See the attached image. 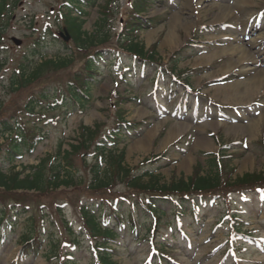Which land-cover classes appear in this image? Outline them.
Instances as JSON below:
<instances>
[{
	"label": "rangeland",
	"instance_id": "374dc122",
	"mask_svg": "<svg viewBox=\"0 0 264 264\" xmlns=\"http://www.w3.org/2000/svg\"><path fill=\"white\" fill-rule=\"evenodd\" d=\"M63 1L18 0L11 10L4 12L6 28L0 38V120L18 119L26 128L39 130L41 135L33 153L12 164L16 171L37 165L62 140L64 143L78 141L81 128L99 126L104 135L115 128L121 117L127 124L138 125L127 127L135 131H130L118 147L124 149V172L129 174L153 159L148 166L156 169L154 173L163 180L188 178L197 164L206 170L205 162L211 159L206 155L214 157L219 146L235 143L238 146L229 150L235 157L228 162L233 169L229 180L236 181L245 174H264V0H158L140 14L143 22L150 18L159 21L153 28L138 29L135 41L145 56L151 50L156 52L157 69L168 68L171 56L182 50L177 67L180 73H187L182 78L199 90L194 95L179 88H169V91L164 74L155 80V64L139 72L125 66L129 57L121 54L118 47L123 42L126 16L133 12V0H113L108 6L114 11L108 21L109 40L103 44L105 48L98 47L103 57L89 107L83 113L76 110L46 113L44 105L38 104L29 111L28 103L43 91L52 93L55 87H62L82 67L85 56L95 51L93 47L81 52L80 41H83L82 32L92 31L106 0H98L95 7L87 8L80 31L74 26L71 37L60 17ZM259 14L262 16L258 17ZM38 35L44 57L30 60L28 80H20L18 72L25 60L23 55L32 49ZM69 55L72 62L67 67H48L53 58ZM124 70L123 80L128 76L125 83L119 79ZM256 79L258 84H254ZM156 83L164 88L156 87ZM158 91H162V96L153 98ZM86 161L90 162L89 156ZM76 165L79 166V161ZM8 167L0 162L3 174L13 172H8ZM221 180L220 196L201 200L196 210L197 225L190 224V214L183 218L187 226L184 231L190 236L188 243L175 235L173 244L172 232H163L161 227V236L158 234L159 239L155 237V240L158 242L163 235L161 247L164 248L160 250L166 254L165 261H171L165 264H264V191L242 196L238 188L226 182L227 178ZM25 195L29 205L17 218L15 231L0 243V264H62L65 260H50L46 254L51 243H58V253L63 258L66 257L63 254L70 253L75 264H95L90 238L78 212L83 205L93 209H103L104 205L105 213L115 205L125 221L129 209L133 208V219L140 227L136 232H119L112 246L113 262L148 264L153 260L150 237L146 233L151 218L142 210L146 198L125 185L115 183L97 192L81 186L58 189L47 195ZM5 201V205L13 203L8 196ZM39 208L44 216V244L37 255L17 263L22 221L27 216L37 217ZM162 208L167 215L173 209L171 203L163 204ZM233 214L240 223L236 234L227 218ZM109 219L108 216L107 221L112 224ZM68 227L77 236L78 247H69Z\"/></svg>",
	"mask_w": 264,
	"mask_h": 264
},
{
	"label": "trees",
	"instance_id": "16d2710c",
	"mask_svg": "<svg viewBox=\"0 0 264 264\" xmlns=\"http://www.w3.org/2000/svg\"><path fill=\"white\" fill-rule=\"evenodd\" d=\"M18 0H0V38L6 28V23L3 21L4 12L12 9ZM113 0H106L105 5L101 7L100 17L94 21L93 28L90 33L82 32L83 41H80L82 45V51L91 49L94 50L98 47H104L109 40L110 26L109 17L114 14V11L109 10V5ZM154 0H133L131 9L132 13L127 14L128 17L126 23H124V29L122 33V41L120 42L121 52L126 53L133 58L135 62L148 61L155 64L154 57L156 52L150 51L149 55L145 56V53L141 45L136 42L135 33L137 29L153 28L158 24L159 19H150L146 22L140 20L138 15L146 10L147 5ZM97 0H64L63 7L61 8L60 17L65 21L66 32L70 35V31L73 27L80 31L82 24V18L86 16V8H92L96 6ZM72 27V28H71ZM80 36V34L78 33ZM81 35V36H82ZM40 37L35 40L32 45V49H29L24 53L23 64L19 67L18 76L20 80H28V68L30 60L39 56L40 49L39 43ZM65 50H68V47ZM71 54V53H70ZM41 56V55H40ZM180 53H175L170 60V72L172 73L177 64L181 61ZM51 62L49 68H64L72 62V57L69 55L67 58L55 57ZM99 60V52L94 51L90 55L85 56V62L78 72L73 73L67 80L66 84L61 90H58L54 97L46 94H39L35 101L28 103L27 108L29 111L37 108L40 102L47 104V111H55L54 109L64 108H79L82 112L84 108L90 102V94L95 79L99 76L97 63ZM27 67V68H26ZM46 67V66H45ZM168 71V72H169ZM37 75H34L36 77ZM32 81V80H30ZM15 82H12V84ZM14 84V85H15ZM52 101L55 103L50 104ZM61 104V105H59ZM65 105V106H63ZM125 122L119 117L116 127L105 132L102 135L99 131V126L94 128L83 127L80 129L78 141H72V143H64L60 141L57 144L56 150L49 155H46L35 166L21 167L19 171L12 165L16 159H21L24 154H31L36 148L39 142V135L35 130L24 127L21 122L0 120V138L3 139V143L0 144V162L6 164L9 174H3L0 171V239H3L5 232V226L10 225V221L14 216L12 210H14L15 204L24 205L29 202L27 193H34L37 195H47L52 191L58 189L67 188H79L85 186L86 190L97 192L98 190L108 189L111 185L119 183L125 185L140 195L145 196L146 201L143 206L146 207L147 212L151 213L153 218V211L156 209V202L162 201L163 197L169 198L171 196L180 197L184 200L185 195L191 194H209L210 192L219 194L223 190L222 178H227L226 182L230 186L238 188L240 191L253 190L255 188H264V174H245L238 178L236 181L229 180L232 177L233 169L229 167L228 162L235 159L233 155L226 153V148L220 147L217 155L209 156L211 158L205 162L206 170H203L200 164H197L193 170L191 176L188 178H171L169 181L163 180L160 175L154 173L156 169L149 168V164L153 162L145 161L141 164L140 169L134 173L124 172V149H118L123 135L120 132V128L125 126L136 125H123ZM64 147H67L66 150ZM89 156L90 162L86 161V157ZM79 161V166L76 162ZM222 182V183H221ZM237 182V184H235ZM235 185H240L237 187ZM12 198V206L5 205V197ZM166 201L165 199L162 201ZM24 210V209H23ZM57 212L60 213V209L57 208ZM82 217L84 227L90 234V238L93 240L92 245L96 262L98 264H115L113 262V256L111 254L110 241L114 242L118 237V231L116 225L121 227L122 219L116 212H112L111 217L114 220L113 228L107 225H101L98 218L88 211L84 207H80L78 210ZM159 213L155 218V228L153 233H158L159 230V218L162 216ZM184 215V214H183ZM130 219H132L130 217ZM161 219V218H160ZM39 220V221H37ZM129 222V221H128ZM131 226H134V221L130 220ZM153 225V222H152ZM161 225V224H160ZM43 224H41V217L37 218L30 216L26 219L23 225L22 234H20L19 245L22 247L20 256L23 258L27 256L28 252L36 253L42 243ZM69 234L72 238V242L76 243V237L69 230ZM154 236V234H152ZM151 236V233H150ZM154 241V239H153ZM58 246L53 243L50 245L47 253L49 258L57 259ZM65 264H73L70 261H65Z\"/></svg>",
	"mask_w": 264,
	"mask_h": 264
},
{
	"label": "bare ground",
	"instance_id": "6f19581e",
	"mask_svg": "<svg viewBox=\"0 0 264 264\" xmlns=\"http://www.w3.org/2000/svg\"><path fill=\"white\" fill-rule=\"evenodd\" d=\"M257 82H258V80H257V79H256V80H254V84H258ZM250 89H251V88H250ZM250 89H249V90H250ZM140 144H141V143H140Z\"/></svg>",
	"mask_w": 264,
	"mask_h": 264
}]
</instances>
